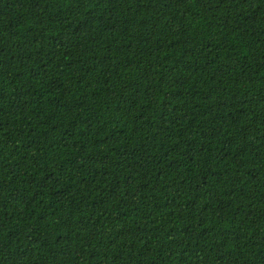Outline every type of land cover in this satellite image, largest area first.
Segmentation results:
<instances>
[{
	"label": "trees",
	"instance_id": "trees-1",
	"mask_svg": "<svg viewBox=\"0 0 264 264\" xmlns=\"http://www.w3.org/2000/svg\"><path fill=\"white\" fill-rule=\"evenodd\" d=\"M0 264H264V0H0Z\"/></svg>",
	"mask_w": 264,
	"mask_h": 264
}]
</instances>
